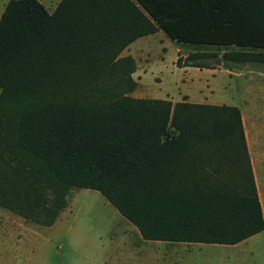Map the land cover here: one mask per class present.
<instances>
[{
  "label": "trees",
  "instance_id": "16d2710c",
  "mask_svg": "<svg viewBox=\"0 0 264 264\" xmlns=\"http://www.w3.org/2000/svg\"><path fill=\"white\" fill-rule=\"evenodd\" d=\"M163 30L179 67L264 70V0H9L0 17V204L42 225L98 190L145 240L235 245L264 231L238 106L136 98L122 55ZM201 58H215L216 64ZM198 59V60H195ZM221 61V63H219Z\"/></svg>",
  "mask_w": 264,
  "mask_h": 264
},
{
  "label": "rangeland",
  "instance_id": "374dc122",
  "mask_svg": "<svg viewBox=\"0 0 264 264\" xmlns=\"http://www.w3.org/2000/svg\"><path fill=\"white\" fill-rule=\"evenodd\" d=\"M8 1L0 0V17ZM51 1L44 0L50 12L57 2ZM135 47L142 58L146 52L149 59L145 62L139 58L135 77L140 84L130 93L133 96L179 100L180 93L190 86H202L207 101L201 94L194 97L196 100L242 106L258 86H264V70L250 64L231 70L232 75L223 66L213 75L205 69L176 65L180 55L186 63V57L195 51L222 53L217 46L177 44L158 30ZM199 61L216 64L215 58ZM259 168L264 204V166ZM140 235L98 190L70 188L66 206L53 224L46 226L0 204V264H264V231L235 245L194 243L189 251L180 253H165L159 248L173 244L144 240ZM174 246L189 247L183 242Z\"/></svg>",
  "mask_w": 264,
  "mask_h": 264
},
{
  "label": "crops",
  "instance_id": "0c3cea01",
  "mask_svg": "<svg viewBox=\"0 0 264 264\" xmlns=\"http://www.w3.org/2000/svg\"><path fill=\"white\" fill-rule=\"evenodd\" d=\"M52 1H57L56 6L61 0H52ZM51 1V4H53ZM40 2L46 6L44 0H40ZM55 3V2H54ZM50 4V5H51ZM55 6V7H56ZM158 32V31H157ZM156 32V33H157ZM155 34V33H153ZM152 34L142 36L131 42L128 47H126L122 55H131L132 57L135 58L136 60V71L134 72L133 76L134 78L138 81V84H140V81L135 77L137 73V68L139 65V58L142 60L148 61L149 59V54L144 53V57L142 58L141 55L137 52V47H135L138 42ZM139 49V48H138ZM143 51V50H142ZM143 55V52H142ZM195 66H185L183 67L184 69H189ZM222 66L219 64L216 67H204L201 69H205L206 71H209L213 73V75H216V72H218ZM200 68V67H197ZM227 70V69H226ZM231 74V70H227ZM233 74V73H232ZM231 74V75H232ZM139 86V85H138ZM204 89L202 86H195V87H189L187 91L181 92L180 93V99L177 100L172 99L174 102L177 101H183L185 97H187V101L192 102V103H207V102H202L203 100H196L194 97L198 96L200 97V94L203 96L204 95V101H207V94L203 93ZM132 95V94H131ZM133 96V95H132ZM136 98H140L138 96H134ZM169 99V98H165ZM171 100V99H169ZM221 104H228V103H221ZM232 105V104H229ZM241 110L242 113V119H243V124H244V129H245V134H246V139H247V145H248V150H249V155L251 158V163H252V168L254 171V176L260 196V200L263 206V212H264V204L262 200V193L260 191L259 187V182H258V175L257 171L260 170L264 166V86L257 88V90L254 92V95L250 97V99H245L244 104L242 106H238ZM246 110V112L244 111ZM250 111V112H249ZM140 238L142 236L140 235ZM144 239V238H142ZM145 240V239H144ZM153 241V240H151ZM154 241H161V240H154ZM167 242L168 244H173V245H165L161 246L159 249L163 250L165 253L172 252V253H180L184 251H189L190 246H193L192 244L194 243H202V242H183L184 244H187L189 247H176L174 246L175 244H179L181 242H172V241H163ZM206 244V243H204Z\"/></svg>",
  "mask_w": 264,
  "mask_h": 264
},
{
  "label": "water",
  "instance_id": "95a60500",
  "mask_svg": "<svg viewBox=\"0 0 264 264\" xmlns=\"http://www.w3.org/2000/svg\"><path fill=\"white\" fill-rule=\"evenodd\" d=\"M219 63H221V61H219Z\"/></svg>",
  "mask_w": 264,
  "mask_h": 264
}]
</instances>
